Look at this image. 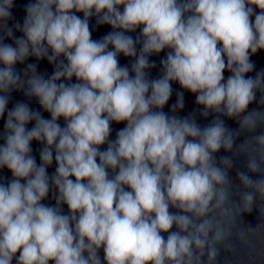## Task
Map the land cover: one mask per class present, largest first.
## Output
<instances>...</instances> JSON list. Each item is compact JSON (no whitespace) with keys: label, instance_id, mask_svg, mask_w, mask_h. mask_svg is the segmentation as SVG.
Masks as SVG:
<instances>
[{"label":"clouds","instance_id":"1","mask_svg":"<svg viewBox=\"0 0 264 264\" xmlns=\"http://www.w3.org/2000/svg\"><path fill=\"white\" fill-rule=\"evenodd\" d=\"M13 5L0 0V170L11 173L0 176V264H218L234 239L247 243L258 226L234 229L257 197L264 218V111L248 110L257 92L264 106V69L248 75L264 51V0H30L9 27ZM92 17L112 31L93 39ZM166 49L151 78L149 58ZM30 57L52 74L17 71ZM173 83L210 123L176 115L183 92L163 111ZM14 91L50 118L22 101L8 108ZM113 123L125 125L114 140ZM221 149L233 155L217 161ZM241 155L237 193L229 171ZM50 193L55 205L43 203Z\"/></svg>","mask_w":264,"mask_h":264}]
</instances>
